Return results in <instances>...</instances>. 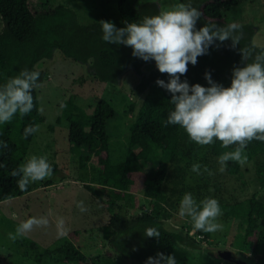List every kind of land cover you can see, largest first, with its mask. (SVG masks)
Masks as SVG:
<instances>
[{
    "label": "trees",
    "instance_id": "1",
    "mask_svg": "<svg viewBox=\"0 0 264 264\" xmlns=\"http://www.w3.org/2000/svg\"><path fill=\"white\" fill-rule=\"evenodd\" d=\"M216 0H193L202 16L197 21V28L205 23L218 26L233 24L219 18H209L205 6ZM183 2V0H179ZM118 19L113 22L117 28L126 23H138L143 17L158 14L159 6L152 0H144L136 5L131 0H118L116 3ZM0 19L3 27L0 31V85L22 69L38 71V84L47 76L40 63L50 59L55 50L76 63L87 66L88 71L101 82L115 83L127 71L137 75L133 94H145L134 120L128 126L127 146L121 162L118 177L119 189L112 192L114 200L129 199L128 189L135 182V177L142 174L143 194L149 199L150 207L134 215L121 211L120 205L114 208L107 205L110 213L108 223L101 228V238L108 242L116 256L126 260L146 262L148 257L164 253L173 255L178 243L197 246L188 232L168 229L163 223L166 218L165 204L167 196L163 186L171 180L178 184L180 167L173 166L177 158H192L199 152L218 157L231 152L235 146L224 147L220 141L209 146H200L191 141L179 125L165 127L168 114L174 110L170 103L171 94L156 84L157 79L168 81L167 74L158 71L155 61H143L132 56V49L124 45L108 44L102 39L99 21L82 25L75 12L63 5H53L50 0H0ZM241 26L243 37L236 49L231 48V41L211 46L208 54L198 57L195 66L189 64L188 71L181 80L190 85L199 83L208 87L205 72L224 87L231 84L232 69L241 64L240 47H252L256 51L263 49L253 42L255 27L251 24L235 23ZM251 62V61H249ZM146 66H151L145 70ZM34 108L25 116L17 113L13 119L0 124V140L7 142L8 148L0 150V201L18 197L31 191V184L26 191L17 187L19 177L10 173L21 165L29 144L30 135L23 138L24 128L30 124L38 125L43 121L39 111L38 91L33 89ZM63 105V107H62ZM60 118L68 123V148L77 155L79 167L84 169L91 161L102 158L103 163H110L109 135L107 122L115 116V110L109 101L100 98L91 118H85L75 111L74 97L61 103ZM133 110V106L130 107ZM247 161H254L255 170L264 180V142L253 140L245 150ZM172 168V170H170ZM226 169L237 173L240 165L227 162ZM63 178L50 180L49 184L61 182ZM85 188L92 194L96 191L89 185ZM114 200L112 202L114 203ZM225 217L244 215L246 227L242 249L250 254L248 264H264V189L260 195L236 201L219 203ZM149 227H156L160 237L149 238L144 232ZM199 233L208 235L202 231ZM47 259L64 264H90L89 258L72 242H66L53 249L34 254V262L43 263Z\"/></svg>",
    "mask_w": 264,
    "mask_h": 264
},
{
    "label": "rangeland",
    "instance_id": "2",
    "mask_svg": "<svg viewBox=\"0 0 264 264\" xmlns=\"http://www.w3.org/2000/svg\"><path fill=\"white\" fill-rule=\"evenodd\" d=\"M117 1L50 0L53 5L72 9L82 25L117 20ZM141 1L144 0H131V3L136 5ZM152 1L160 10L179 2ZM204 12L209 18L251 24L256 30L253 42L264 49V0H216L207 4ZM2 27L0 19V31ZM40 68L47 73L36 88L43 121L38 124L39 131L34 133L22 163L31 155L47 156L53 167V175L31 183L32 189L27 194L0 201V264H37L34 262L36 252L53 249L66 242L78 246L89 258L90 264H146L116 256L108 242L101 238V228L110 217L107 205L114 208L120 205L121 211L127 215L150 207L149 199L143 194L142 174L136 175L134 184L129 187V199L114 200L112 197V192L119 189L118 177L127 146L128 126L145 96L133 94L137 75L127 71L115 83L101 82L89 73L86 65L64 57L58 50L50 59L43 60ZM150 68L146 66L145 70ZM70 97H74L75 111L85 118L92 117L100 98L113 106L115 116L108 120L106 127L110 149L108 165L99 158L81 169L77 155L69 152L68 123L60 118V105ZM193 163L206 165L214 175H197L191 171ZM173 166L181 169L177 185L168 180L163 186L168 201L163 223L168 229L188 232L198 243L195 247L178 243L172 255L177 264H232L219 256L218 252L225 250L249 261L250 254L242 249L246 227L244 215L225 217L222 214L216 221L222 225L221 230L205 235L194 229L190 217L179 215V206L186 192H191L197 203L206 197L216 198L219 203H233L260 195L264 180L256 172L254 161H247L236 174H232L227 169L219 171L218 157L199 152L189 159L179 156ZM60 178H63L61 182L49 184L50 180ZM85 185L92 187L97 195H92ZM79 201H83L86 212L77 208ZM40 216H47L50 222L48 227H34L15 241L9 239L8 234L15 233L21 222ZM59 218L65 222L63 230L57 228ZM41 264L64 263L47 259Z\"/></svg>",
    "mask_w": 264,
    "mask_h": 264
},
{
    "label": "clouds",
    "instance_id": "3",
    "mask_svg": "<svg viewBox=\"0 0 264 264\" xmlns=\"http://www.w3.org/2000/svg\"><path fill=\"white\" fill-rule=\"evenodd\" d=\"M202 12L193 6V0H183L161 9L158 14L145 16L138 23L125 22L126 26L117 28L111 21H99L102 39L108 44L124 45L132 49V56L147 62L155 61L156 68L167 74V82L157 79L156 84L171 94L170 103L174 105L165 122L179 125L189 139L200 146H209L220 141L224 147L235 146L231 152L219 156V171L226 169L227 162L234 161L243 167L247 163L245 150L253 140L264 142V49L256 51L252 47H240L241 64L232 69L231 84L224 87L205 72L208 87L199 83L190 85L181 80L188 71V65L195 66L198 57L208 54V49L219 47L225 41H231L236 49L243 37L241 26L229 24L218 26L205 23L197 28ZM251 61V62H249ZM40 73L27 68L0 85V124L10 122L19 113L22 117L34 108L33 89L39 87ZM63 107V105H62ZM39 131V125L30 124L24 128L23 138ZM8 144L0 140V150ZM0 167H6L0 164ZM191 171L197 175L214 173L200 163H193ZM53 175V167L47 156L31 155L24 163L13 169L11 177H19L17 187L26 191L31 183L43 181ZM77 208L86 212L83 201L77 202ZM222 209L216 198L206 197L197 203L191 192H186L179 206L181 217H190L195 230L214 233L221 230L217 223ZM47 216L30 217L21 222L15 233H9V239L31 232L34 227L49 226ZM63 218L57 221V228L63 230ZM146 237L159 238L160 231L149 227ZM177 264L175 257L157 253L148 257L146 264Z\"/></svg>",
    "mask_w": 264,
    "mask_h": 264
},
{
    "label": "water",
    "instance_id": "4",
    "mask_svg": "<svg viewBox=\"0 0 264 264\" xmlns=\"http://www.w3.org/2000/svg\"><path fill=\"white\" fill-rule=\"evenodd\" d=\"M218 253L221 258L232 264H248L245 259L234 256L230 251L225 250Z\"/></svg>",
    "mask_w": 264,
    "mask_h": 264
}]
</instances>
